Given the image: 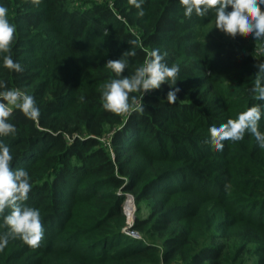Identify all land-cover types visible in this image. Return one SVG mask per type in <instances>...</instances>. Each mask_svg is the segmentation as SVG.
<instances>
[{"label":"trees","instance_id":"trees-1","mask_svg":"<svg viewBox=\"0 0 264 264\" xmlns=\"http://www.w3.org/2000/svg\"><path fill=\"white\" fill-rule=\"evenodd\" d=\"M0 5L16 25L12 57L23 69L4 68L0 54V81L25 90L40 110L33 121L14 109L9 122L17 132L0 141L10 147L12 168L29 173L25 205L40 211L44 226L38 248L10 238L0 264H224L223 247L203 243L195 231L200 199L215 209L208 229L227 211L243 231L239 238L246 240L252 226L264 233V149L248 133L221 151L205 143L211 126L256 104L264 133V101L250 91L262 40L205 38L199 29L215 19V9L188 18L179 0H144L143 16L129 0ZM153 49L180 68L176 101H167L173 88L165 83L144 95L143 112L105 110L101 86L116 78L106 62L134 50L122 74L132 75ZM128 192L148 200L147 215L137 213L133 223L142 237L121 231ZM9 212L0 215V237L9 231ZM250 264H264V256Z\"/></svg>","mask_w":264,"mask_h":264},{"label":"clouds","instance_id":"clouds-1","mask_svg":"<svg viewBox=\"0 0 264 264\" xmlns=\"http://www.w3.org/2000/svg\"><path fill=\"white\" fill-rule=\"evenodd\" d=\"M34 5H39L40 0H31ZM144 0H129V4L138 10V15L143 16ZM184 8V16L191 18L195 13L198 17H204L209 10L215 9V28L226 35L235 38L251 36L254 40H264V0H179ZM231 7V11L227 9ZM9 10L0 5V54H3V66L9 71L22 72V66L14 61L12 48L17 38L16 25L10 22ZM136 44V41H132ZM264 52V49H261ZM134 50L123 53L121 58L108 60L106 67L115 73V77L101 86L102 106L105 110L116 115L133 112H143L145 105L143 97L146 93L160 89L168 83L173 90L167 94V101L174 103L177 77L180 72L178 65L169 66L165 62L164 55L159 49H153L147 53L143 64L137 67L132 75H122L129 67V57H134ZM253 87L250 91L254 98L264 101V63L256 65ZM139 93V96L131 95ZM83 101L84 97L81 96ZM14 109H18L25 117L33 121L38 120L40 110L33 96L19 88H8L4 81H0V137L15 135L17 128L10 119ZM262 117V106L253 105L240 112L237 118L228 119L219 127L213 125L209 128L210 143L217 151H221L225 141H242L248 133L255 137L261 149H264V133L259 130L258 122ZM13 155L10 147L0 141V215H4V225L9 229L0 237V251L8 245L10 238H19L30 248H38L44 238V226L38 209L28 207L25 202L32 190L29 173L24 169L12 168ZM226 184L225 188L230 189Z\"/></svg>","mask_w":264,"mask_h":264},{"label":"rangeland","instance_id":"rangeland-1","mask_svg":"<svg viewBox=\"0 0 264 264\" xmlns=\"http://www.w3.org/2000/svg\"><path fill=\"white\" fill-rule=\"evenodd\" d=\"M96 1H109L110 0H96ZM82 6V5H81ZM84 6V5H83ZM201 33L205 36V38H212L214 39L217 35L223 34L224 37H229L225 33L221 32L220 30L215 28V19L212 20L210 23H208L205 27L200 28ZM218 40V38H217ZM261 49H264V40H262L261 44L254 47V52L256 55L260 58V63H264V52L261 51ZM104 144H108L109 142V135H105L103 137ZM141 159L137 160V163H140ZM120 193V191H118ZM134 195L130 192L124 194L123 199V205H122V212L124 215V225L122 226L121 231L126 232L128 230H133V223L135 222V216L137 213L139 215H147L149 211V204L148 200H142L141 202H137L134 198V212L132 217V203L129 200V204L126 205L125 203L128 199H130V196ZM194 197H199L196 194H193ZM196 198H194V202ZM201 205L203 207V210L199 213V215L194 219L195 224H193L196 227V233L198 234V237L200 238V241H203V243H215L218 245H221L223 247V261L224 264H250L251 262L259 259L260 257H263V253L259 252V249H262L264 247V233L263 232H257L255 226H252L251 233L246 240L239 238V234L242 231V229H238V223L231 225V221L235 223V219H233V215L225 211V213L222 216H217V225H214L212 228L208 229V219L211 217L214 207L211 206L212 202H203L201 199L200 201ZM130 206V207H128ZM128 207V208H127ZM127 213V216H126ZM131 213V215H129ZM217 214V213H216ZM128 229V230H125ZM136 231V230H135ZM139 235V237H142L141 233L136 231ZM157 243H160V240H157ZM241 245H244V248L241 252H238V249ZM170 264H182L181 260L174 259Z\"/></svg>","mask_w":264,"mask_h":264},{"label":"built area","instance_id":"built-area-1","mask_svg":"<svg viewBox=\"0 0 264 264\" xmlns=\"http://www.w3.org/2000/svg\"><path fill=\"white\" fill-rule=\"evenodd\" d=\"M128 196H130V195H128ZM125 230H128V229H125ZM125 234L133 236V237H137V238L139 237L138 233L135 230H132V231L128 230L125 232Z\"/></svg>","mask_w":264,"mask_h":264},{"label":"bare ground","instance_id":"bare-ground-1","mask_svg":"<svg viewBox=\"0 0 264 264\" xmlns=\"http://www.w3.org/2000/svg\"><path fill=\"white\" fill-rule=\"evenodd\" d=\"M129 200L130 199H128L127 201H126V203H125V208H126V205H128L129 204ZM131 201V200H130ZM131 203H132V201H131ZM128 207H130V206H128ZM127 207V208H128ZM133 212H134V206H133V203H132V215H133ZM129 215H131V213H129ZM126 216H127V213H126Z\"/></svg>","mask_w":264,"mask_h":264},{"label":"water","instance_id":"water-1","mask_svg":"<svg viewBox=\"0 0 264 264\" xmlns=\"http://www.w3.org/2000/svg\"><path fill=\"white\" fill-rule=\"evenodd\" d=\"M130 200L132 201L133 206H134V197L132 195H130ZM132 217H134V215H132Z\"/></svg>","mask_w":264,"mask_h":264}]
</instances>
